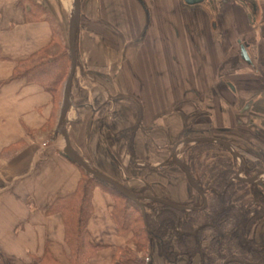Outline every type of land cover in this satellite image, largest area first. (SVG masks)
Returning <instances> with one entry per match:
<instances>
[{"label":"crops","instance_id":"crops-1","mask_svg":"<svg viewBox=\"0 0 264 264\" xmlns=\"http://www.w3.org/2000/svg\"><path fill=\"white\" fill-rule=\"evenodd\" d=\"M73 5L74 0H0L1 264H73L65 217L56 204L79 191L84 173L65 154V138L57 130L64 93L46 90L24 77L14 78L22 61L53 45L66 44L65 29ZM233 35L238 53H232L229 43ZM242 46L250 63L241 55ZM77 48L72 85L75 106L66 118L71 144L92 167L132 191L151 181L166 189L178 184L166 176L157 179L158 169L167 160L165 150L146 142L142 145V141L135 147L136 138L152 134L148 129L156 115L168 110L155 107L165 95L158 80L162 73L168 82L179 84L178 71L183 79L211 81L202 89L191 83L179 99L208 91L214 96L222 93L225 101L222 108L211 107L208 118L197 113L192 121L196 113L186 108L170 116L171 122L176 119L169 125L171 133L181 130L185 122H195L192 128L200 130L207 125L246 129L249 121H256L253 127L260 128L256 134L264 141V0H202L196 4L185 0H81ZM161 63L166 64L163 72ZM199 63H206V69ZM80 76L83 80L78 82ZM232 78L236 79L228 86L226 79ZM150 94L160 97L148 98ZM131 149L149 160L160 157L161 161L147 168L152 180L129 178L140 170L129 157ZM108 161H112L109 166ZM126 161L127 174L121 179L117 165ZM179 182L185 195L175 197L178 202L193 194L188 178ZM162 190H156L159 197L175 201L172 190H166L169 194ZM114 192L102 183H96L93 190L87 229L96 253L88 264H125L123 254L129 248L133 253L131 235L117 227ZM257 225L256 241L264 246L260 235L264 219ZM154 264H165L163 256L157 254Z\"/></svg>","mask_w":264,"mask_h":264},{"label":"trees","instance_id":"trees-1","mask_svg":"<svg viewBox=\"0 0 264 264\" xmlns=\"http://www.w3.org/2000/svg\"><path fill=\"white\" fill-rule=\"evenodd\" d=\"M35 9L38 10L37 7ZM55 31L60 34L56 25ZM65 48L67 45L63 46L64 50L51 55L49 50L36 53L22 61L14 71V78L24 77L28 82L37 83L46 90L56 91L65 74V64L69 63L71 67V55ZM228 132L235 135L240 130ZM189 148L192 154L188 160L183 161L194 182L205 191L208 205L203 210L189 211H179L162 204H158V208L147 205L150 210L147 212L148 223L144 222L147 236L153 235L160 240L161 254L169 262L185 256L189 264H192L200 256L202 264H264V250L257 247L256 241L257 224L264 219V192L241 181L231 182V177L239 168V160L224 146L204 141ZM236 151L248 164L244 155L247 152L239 147ZM199 157H208L209 160L197 177L196 160ZM253 170L254 167L249 163L245 172L250 175ZM82 171L86 179L83 178L79 191L60 199L56 204V210L62 211L65 217L66 242L71 249L73 264H88L96 253V248L89 240L87 222L92 214L93 190L96 183L100 182ZM114 193L117 202L120 193ZM249 197H253L256 203H245ZM116 202L113 213L118 230L129 235L132 230H136L131 227L137 220L133 219L132 213L125 206L119 209ZM193 205L202 207L203 197L198 195V202ZM205 241L209 245L204 246ZM218 247H222V251ZM129 250L123 254V263L138 264V261L132 259Z\"/></svg>","mask_w":264,"mask_h":264},{"label":"rangeland","instance_id":"rangeland-1","mask_svg":"<svg viewBox=\"0 0 264 264\" xmlns=\"http://www.w3.org/2000/svg\"><path fill=\"white\" fill-rule=\"evenodd\" d=\"M253 19L255 20V17H253ZM69 20H70V17L68 19V23H67V26L65 29L66 30L65 31L66 32V44H64V45H67V48H65V50H67V52L70 54L69 45H68ZM233 33L234 32H232V34ZM236 38H237V36L233 35V37L231 38V42H229L230 46L232 45V47H233L232 53H235V52L238 53V45H237L238 42H237ZM226 43H227V41H226ZM62 49H63V46L60 47L59 44L53 45L49 49L50 55L53 54L54 52L60 51ZM176 53L177 52L173 51V54H176ZM161 64H162V67H161L160 71L163 72L165 69L164 66L166 64H163V63H161ZM170 65H172V67L174 68V64H170ZM170 65H168V66H170ZM180 66L181 65H178L177 69ZM199 66L200 67L203 66V68L205 70L207 67V64L206 63L205 64L199 63ZM70 68L71 67L69 66V63L65 64V74H64L63 78L61 79V81L59 82V87L57 88V90H59L61 95H63V93H64L65 85H66V82H67V79H68V76L70 73ZM81 70L82 71L84 70L83 66H81ZM179 70H181V69H179ZM187 72H188V68H187ZM188 74L190 75V72H188ZM175 76H176V80H178L180 82V84L175 80H174V82H171L170 80L168 82L169 77H167V75L164 73H162L161 79H158L160 84H161V87L163 89V93H165V95H162L160 97V95H151L150 94V96L148 98H150V97L152 98L153 96L160 97V99L157 100L158 102L155 104V107H157V108H166L167 107L168 110L163 111V112L156 115V117L158 115H159V117L156 118V122H154L155 124L153 123V126L148 129V130H152V132H151L152 134L148 135V131L146 130L148 137L147 136L144 137L142 134V135H140L138 140H137V138L135 139V147L137 146L138 141H139V144L142 141V143H141L142 145L145 144L144 142H146L149 145L151 144V146L155 145L156 147H158L160 149L162 148L163 150H165L163 152L167 153L166 159H168L170 156V149L173 147V145H174L173 143H175L176 141H179L178 139L181 137V135L184 131L193 129L192 127L194 125H196L195 122L190 123V124H188V123L186 124V122H185L183 127L181 126L182 128H179L181 130H178V131L174 130L172 132L173 133L172 134L171 130L169 128L170 127L169 125L172 122L175 123L176 119L171 122L169 120L170 116H173L177 112H179L178 114H180V112L184 111L186 108L189 111L192 110L191 113H193V112L196 113V115L195 114L193 115L194 120L190 119L192 121H196L195 119H197V113L199 114L200 118L206 117V116L208 118V117H211V112L209 111L211 107L215 106L216 108H218L220 106L222 108V106L224 105V102H225L224 96L222 93H220L219 96H214V95H211L212 93L208 92V91L204 94L201 92L200 93L195 92V94L192 93V94L188 95V97H186L185 99L184 98L179 99L181 92L183 90L188 89V87L191 86V83L194 87H197V88L199 87L200 89H202L207 85V83H209L211 81L207 80V81L198 82V81L192 80L191 77L189 78V80L185 79L186 77H184V79H185L184 80L182 77L183 75L180 73V71H178V73ZM53 77H54V74L52 72L51 78H53ZM234 79H236V78L226 79V84L228 86L233 85ZM82 80H81V76H80V78H78L77 81L80 82ZM224 81H222V82H224ZM146 82L149 84L151 83L150 81H146ZM166 85H167V88L164 90ZM172 102H175V103H173V106L170 105ZM244 105H245V103H244ZM141 113H142V111H141ZM191 113H189V114H191ZM160 115H162V117H160ZM162 120H163V124H161ZM254 122H256V121H254ZM254 122L249 121V127H248L249 129L246 128V129L242 130L239 127L233 129V130H237V132H239V130H242V132L245 133L244 135H240V133H238V134H235L234 137L232 136L233 138L231 137V135L229 133H225L223 135H225V138L227 140H229L230 143L234 146V149L239 147V148L243 149L245 152H247L244 155L246 157V161L248 164L250 163L253 167L256 166L259 169H261L264 167V141L262 140V138L259 135L256 134L258 132V129H260V128L257 127L258 129H256L255 128L256 125H255V127H253L254 124H252V123H254ZM142 127H144V126H142ZM213 127L215 130V133L222 134V132L219 129H224V128H216L215 126H213ZM136 128H138V127H136ZM140 129H142V128H140ZM199 129L203 132V134H200L201 136L211 135L213 137H217V135H214L212 133V132H214V130H213V128H211L210 125L209 126L207 125L204 128L200 126ZM200 130L195 129L194 132L199 133ZM259 131L261 133L263 132L262 129ZM245 135H246L247 141H244ZM156 138H158L159 140L158 139L156 140ZM136 140H137V142H136ZM158 142H161V143H158ZM196 144H197L196 142L195 143L194 142L193 143L188 142V143L183 144L182 146H180L178 148L177 151L181 156L180 157L181 161H183V160L186 161L189 159V156L192 154V151H189V149H190L189 147H193ZM205 148L207 149V147H205ZM130 152H131V154H130L131 156H129V157L132 160V162H134V167L138 168L140 170H138L136 172V175H133L134 174V171H133V174H130L129 178L131 180L133 178L134 181L152 180L154 178V176L149 173L147 168L150 166H153L152 164H156L157 162L161 161L160 157L150 158V160H149L144 155L133 154L132 149L130 150ZM208 160H209L208 157H199L196 160V175H197V177H199L201 175L202 170H203V166L205 165V163H207ZM239 162H240V159H239ZM164 163H165V161L162 162V164H164ZM106 164L109 166L110 164H112V161L110 163L108 161V162H106ZM126 164H127V161L125 162V164H124V162H122V164L117 165L119 168L118 171L120 173L121 179H125L124 174H127L126 171H127L128 167L125 166ZM114 168H116V167H114ZM175 168H176V165L171 160V162L168 165L165 164L164 167L158 169L160 174L157 175V179L166 176L167 180L178 182V184H175V186L172 185L171 189H166L164 186H163V188L158 187V185L155 184V182L151 181V182H146L145 186H143V187L137 186L136 189L137 190L139 189V191H135V192L144 193V194L152 195V196H158L156 193V190L164 189L165 192H166V190H169V191L172 190L173 191L172 192L173 199L175 200L172 202L179 203V204L184 203L187 205L196 204L198 202L199 193L195 189H192V187H191V189L193 191L192 192L193 194L190 195L189 197L187 196L185 199H182V200H180V202H178L179 201L178 199L182 198V196L185 195V193L181 189V187L182 188H185V187L183 184H181L179 182V179H181V178L187 179V178H186L184 171H180V169L178 170V168H176V169ZM172 169H174V173L172 172ZM179 174H181V176ZM242 176H246L245 173H242ZM85 179H86V176L84 177V180ZM263 179H264V175H263ZM103 184L107 185L106 183H103ZM154 187H156V190ZM164 191L162 190L159 192L164 193ZM176 191H177V193H176ZM178 191L180 193H178ZM259 191L264 192V189L259 188ZM166 193L169 194L168 192H166ZM122 196L123 195H121V194H120V197L118 196V198H120L117 200L118 208L120 207L119 209H122V207L125 206L126 208H128V211L130 210V212L132 213L133 219L137 220L136 223H133L132 227H131V229L135 228L136 230H132V232L129 233V235H131L132 244H133V246H132L133 253H131V255L133 256L132 259H134L135 261H138L139 263L144 262V264H154L155 263V256L157 254L162 255L161 254V242L157 237H155L153 235L151 237L147 236L146 229H144L145 228V225H144L145 219L143 217L141 207L137 203L131 202V200L125 198L124 196L122 197ZM175 197H178V199H176ZM251 199H254V198L249 197L245 201L248 202ZM146 204L148 206L150 205L151 207H157L158 208L157 202L155 203L153 201H147ZM148 211L150 212L149 208H146V215H147ZM146 217H148V215ZM146 222H147V218H146ZM138 229H139V231H138ZM257 235H258V231H257ZM260 235H261V238L264 239V232ZM203 245L207 246V245H209V242L205 241ZM257 247L264 250V246L260 245V242L257 243ZM218 248H219V251H222V249H223L222 247H218ZM138 254H140V255H138ZM148 256L150 257V259L148 260L149 262L147 261ZM262 257H264V254H262ZM163 259L165 261V264H189V262L185 256H181L180 258H178V260H176L174 262L167 261L164 256H163ZM200 260H201V258L199 256L195 259V261L192 264H202V263H200L201 262Z\"/></svg>","mask_w":264,"mask_h":264},{"label":"water","instance_id":"water-1","mask_svg":"<svg viewBox=\"0 0 264 264\" xmlns=\"http://www.w3.org/2000/svg\"><path fill=\"white\" fill-rule=\"evenodd\" d=\"M189 4H196L199 3L202 0H185ZM80 23H81V0H74V5H73V10L70 15V20H69V28H68V45H69V50H70V55H71V68H70V73L65 85L64 89V103L61 109V115H60V120L58 123L57 130L64 136L65 138V147H64V152L65 154L73 160L76 164H78L87 174L90 176L94 177L95 179L107 183L110 186H112L115 190H117L120 194L128 198L129 200L137 203L143 213V217L146 222V202L145 201H153L157 202L162 205H166L169 208L177 209L179 211H184V210H199V208L196 207H187L183 206L180 204L173 203L171 201H168L164 198L157 197V196H151V195H144V194H139L136 193L130 189H128L125 185H123L121 182L118 180L112 178L111 176L103 173L102 171L98 170L95 167H92L72 146L71 144V139L67 131V115L71 107H74V95L72 92V85H73V79L75 76V71L77 68L78 64V48H77V36L80 28ZM241 55L243 59L247 60V62H251L250 56L245 48V46L241 47ZM221 132H228L233 129H219ZM214 142L217 144H220L224 146L228 151L232 153L233 156L238 157L241 159V164L238 169V171L231 177V181L233 180H238L244 183H249V184H260L263 181V175H264V167L261 169L256 170L250 177H243L242 176V171H243V166H244V161L242 156L234 149V146L230 143L229 140L227 139H222V138H216V137H211V136H200V137H195V138H185L183 140L178 141V143L170 149L172 157L176 160L177 164L181 167H185V164L180 160L178 157L177 153H175V149L184 142H191V143H197V142ZM186 174L190 180V183L192 186L195 188V190L200 193L203 198H204V206L202 209H204L207 206V197L205 195V191L201 190L196 183L193 181L191 177V173L189 170H186ZM220 232V230H219ZM226 264V263H223Z\"/></svg>","mask_w":264,"mask_h":264},{"label":"flooded vegetation","instance_id":"flooded-vegetation-1","mask_svg":"<svg viewBox=\"0 0 264 264\" xmlns=\"http://www.w3.org/2000/svg\"><path fill=\"white\" fill-rule=\"evenodd\" d=\"M138 128H136L135 130L137 131L138 129H139V127H140V124H138V126H137ZM213 130H214V128H213ZM243 130V129H242ZM242 130H240V135H244L245 133H243V132H241ZM195 131V129H190V130H186V131H184L183 133H182V135H181V137L178 139L179 141L180 140H183V139H185V138H188V137H191V138H195V137H199V136H201L200 134H203V132H199V133H196V132H194ZM214 135H217V137H225V135H223V134H225V133H229L230 135H231V137L233 136L234 137V134H232L231 132H222V134H217V133H215V130H214V132H212ZM211 134V133H210ZM212 134V135H213ZM209 136H211V135H209ZM232 137V138H233ZM245 138H246V136H245ZM247 141V140H246ZM178 143V141H176L175 143H173L174 145H173V147L176 145ZM186 143H188V142H184V143H181L176 149H175V153H177V155H178V157L180 158L181 156H180V154L178 153V148L180 147V146H182L183 144H186ZM199 143V142H198ZM212 143H214V142H212ZM218 145H220V144H218ZM171 160L174 162V164L176 165V167L177 168H179L180 170H182V171H184V173L186 174V170H189V168H188V166L186 165V163L184 162V161H182L184 164H185V167H181V166H179L178 164H177V162H176V160L174 159V157H172V155H171V151H170V156H169V158L165 161V163L163 164V165H168L170 162H171ZM181 160V159H180ZM247 166H249V164H246V162H245V160H244V166H243V171H242V173H245V175H246V177H249V176H251L252 174H253V172L254 171H256L257 169H258V167H254V170L252 171V173L250 174V175H247L246 174V172H245V169H246V167ZM239 167H240V165H239ZM239 169V168H238ZM238 171V170H237ZM236 171V172H237ZM189 172H190V170H189ZM191 173V172H190ZM187 175V174H186ZM192 177V176H191ZM193 179V178H192ZM194 181V180H193ZM233 181H238V180H233ZM233 181H231V182H233ZM191 184V183H190ZM247 184H249V183H247ZM197 185V184H196ZM249 185H253V186H256L258 189L259 188H262V189H264V180L260 183V184H257V183H254V184H249ZM198 186V185H197ZM191 187L192 188H194L193 186H192V184H191ZM199 187V186H198ZM200 188V187H199ZM195 189V188H194ZM201 189V188H200ZM202 190V189H201ZM204 191V190H203ZM261 192V191H260ZM199 195L200 196H202L200 193H199ZM205 195H206V193H205ZM203 197V196H202ZM204 199V198H203ZM256 201V200H255ZM181 205H183V206H187V207H196V208H199V210H203L202 209V207L204 206H202V207H197V206H194V205H185V204H181ZM207 205H208V203H207ZM207 207V206H206ZM205 207V208H206ZM204 208V209H205Z\"/></svg>","mask_w":264,"mask_h":264}]
</instances>
